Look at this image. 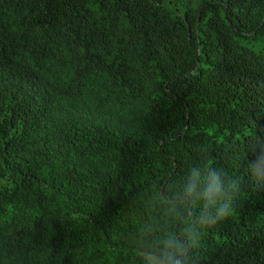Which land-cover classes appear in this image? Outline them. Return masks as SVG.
Here are the masks:
<instances>
[{"label":"trees","instance_id":"1","mask_svg":"<svg viewBox=\"0 0 264 264\" xmlns=\"http://www.w3.org/2000/svg\"><path fill=\"white\" fill-rule=\"evenodd\" d=\"M251 131L264 0H0V264H139L157 190L199 144L242 174ZM242 191L200 264H264V191Z\"/></svg>","mask_w":264,"mask_h":264},{"label":"clouds","instance_id":"2","mask_svg":"<svg viewBox=\"0 0 264 264\" xmlns=\"http://www.w3.org/2000/svg\"><path fill=\"white\" fill-rule=\"evenodd\" d=\"M242 149L230 157L237 167L248 154L252 159L242 174L233 175L208 164L206 145L195 146L196 159L179 182L169 186L165 181L157 190L156 212L132 241L139 264H200L204 233L236 215L245 183L252 191H264V136L251 131Z\"/></svg>","mask_w":264,"mask_h":264}]
</instances>
